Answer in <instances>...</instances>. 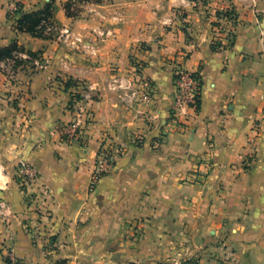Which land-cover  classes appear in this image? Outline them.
<instances>
[{"label":"crops","instance_id":"crops-1","mask_svg":"<svg viewBox=\"0 0 264 264\" xmlns=\"http://www.w3.org/2000/svg\"><path fill=\"white\" fill-rule=\"evenodd\" d=\"M14 1L0 0V49L16 42L43 67L23 59L0 69V198L13 209L0 226V264H168L178 255L264 264V0H106L73 17L69 0H21L25 13L52 1L68 40L16 31ZM229 10L237 20L222 46L218 16ZM135 64L149 102L118 88ZM177 65L202 82L187 122L172 116ZM84 91L93 118L83 140L68 143L60 131ZM104 144L121 153L91 190ZM20 159L50 193L36 237Z\"/></svg>","mask_w":264,"mask_h":264},{"label":"built area","instance_id":"built-area-1","mask_svg":"<svg viewBox=\"0 0 264 264\" xmlns=\"http://www.w3.org/2000/svg\"><path fill=\"white\" fill-rule=\"evenodd\" d=\"M21 5L24 7L21 0L14 1L7 9L9 19L12 21L14 28L16 26V13ZM234 21L235 19L225 15V12H223L219 18L220 33L225 35V40L221 43L222 46L232 38ZM41 26L44 27V33L48 36L61 37V35L64 34L66 40L70 38L71 31L61 30L52 18L43 20ZM75 40L77 42H82L79 37H76ZM15 55V60H31L30 56L23 52H16ZM15 60H9V63L14 65ZM34 63L36 66L43 67V61L41 59H36ZM133 68L134 69L128 72L127 75L116 79L118 88L130 93L133 99H138L140 97L141 101L149 102L151 100L152 90L150 81L144 76L143 70L139 64L133 65ZM175 68V97L172 116L174 119H182L184 122H187L190 119V110H197L199 102L201 101L199 79L193 73L183 70L180 65H177ZM11 76H13V71L11 72ZM91 101L92 96L88 91L81 93L79 98L75 97L73 99L70 108L73 112V118L60 131L64 141L70 143L81 142L83 140L86 126L93 118L92 111L89 108V103ZM120 153V148L113 144H104L101 147L90 179L91 190H94L102 177L111 171L114 165L115 155ZM16 179L19 187L27 197L29 207H33V212L36 214V219L30 220V223L26 224L27 231L33 237H36L40 233V227L38 226L40 225V221L50 215L45 206L50 195L49 190L43 185L39 186L40 174L38 170L26 160L20 159L17 162ZM12 215L13 209L11 206L0 198V226L6 227ZM10 252L7 254L8 260L14 261L13 255ZM172 264L188 263L180 258H173Z\"/></svg>","mask_w":264,"mask_h":264},{"label":"trees","instance_id":"trees-1","mask_svg":"<svg viewBox=\"0 0 264 264\" xmlns=\"http://www.w3.org/2000/svg\"><path fill=\"white\" fill-rule=\"evenodd\" d=\"M73 1L78 2H87V1H100V0H69L65 6L67 14L71 17L75 16V13H71ZM53 2L49 1L45 4V7L43 9L31 12V13H25L23 6L21 5L20 9L16 13V26L15 30L18 32H26L30 33L34 37L39 38H46V39H52L53 36H48L44 33V27L41 26V23L43 20L52 18L53 12H52ZM222 15L221 13L219 14ZM225 15L231 16V18H234V24L237 20V13L233 10L225 12ZM219 45V44H217ZM16 52H23L27 53L31 59H37L38 55L36 53H33L31 51H25V49L19 47L16 42H14L9 47H5L0 49V69L1 65L3 63H7L9 60L14 59L15 60V53ZM30 61V60H29ZM24 63V60H15V67H18ZM199 79V87L202 89V82L199 75L194 74ZM71 82L66 83V87H69ZM79 98L80 94H74L72 97V100L70 102V107L72 106L73 99ZM200 105V102H199Z\"/></svg>","mask_w":264,"mask_h":264},{"label":"rangeland","instance_id":"rangeland-1","mask_svg":"<svg viewBox=\"0 0 264 264\" xmlns=\"http://www.w3.org/2000/svg\"><path fill=\"white\" fill-rule=\"evenodd\" d=\"M106 0H100V1H87V2H78V1H73V5H72V10L71 13H75L76 15L81 14V12H88L89 9L88 5L89 4H93V3H101L104 2ZM218 18H220V15L218 16ZM223 41H221L222 43ZM228 251V252H227ZM228 247V246H224L223 247V252L225 254L226 257H228L229 255H232L233 251ZM173 258H180L182 259L184 262L188 263V264H194V261H190V260H186L183 257H181V255L175 256ZM173 258L170 259V262L168 264H172V260ZM227 259V258H226ZM192 262V263H191ZM196 264V263H195Z\"/></svg>","mask_w":264,"mask_h":264},{"label":"water","instance_id":"water-1","mask_svg":"<svg viewBox=\"0 0 264 264\" xmlns=\"http://www.w3.org/2000/svg\"><path fill=\"white\" fill-rule=\"evenodd\" d=\"M73 256V255H72ZM80 260V257H77Z\"/></svg>","mask_w":264,"mask_h":264}]
</instances>
